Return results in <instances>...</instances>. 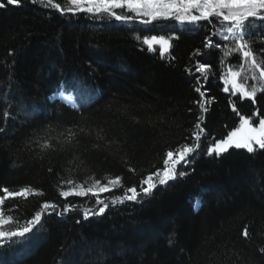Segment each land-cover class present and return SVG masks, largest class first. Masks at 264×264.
I'll list each match as a JSON object with an SVG mask.
<instances>
[{"label":"trees","instance_id":"trees-1","mask_svg":"<svg viewBox=\"0 0 264 264\" xmlns=\"http://www.w3.org/2000/svg\"><path fill=\"white\" fill-rule=\"evenodd\" d=\"M0 2L6 4L0 8V189L44 193L8 199L4 207L15 206L6 214L22 225L43 203L58 205L42 215L43 226L27 243L0 246V264H264V149L207 153L238 127L240 115L264 117L260 70L239 54L225 56L234 41L223 40L224 27L73 14L66 0H53L61 10L46 0ZM151 36L170 39L169 51L162 56L158 44L148 51L143 39ZM252 39L264 59V35ZM210 40L219 47H205ZM204 62L206 79L197 70ZM241 64L239 80L258 89L255 102L225 84L228 69ZM65 82L76 108L50 99ZM68 128L84 131L67 144L61 133ZM46 140L54 147L42 149ZM197 144L177 165L184 176L165 185L154 178L151 195L112 203L124 188L140 192L169 150ZM116 176L123 187L100 194L108 204L101 215L95 213L103 205L91 193L59 195L71 187L67 179L88 187L93 178L106 183ZM65 204L76 207L61 215ZM87 208L93 214L84 219Z\"/></svg>","mask_w":264,"mask_h":264},{"label":"snow or ice","instance_id":"snow-or-ice-1","mask_svg":"<svg viewBox=\"0 0 264 264\" xmlns=\"http://www.w3.org/2000/svg\"><path fill=\"white\" fill-rule=\"evenodd\" d=\"M20 2L21 0H6L7 5H19ZM66 2L69 6L65 10L73 14L87 13L94 17L107 16L121 22H131L133 19H140L141 23L150 24L153 21L162 19H175L181 24L196 25L201 22H207L215 26L219 23L224 27V32L219 33L223 40L232 39L234 41V47L226 51L225 56L239 54L238 59L242 58L244 64L249 65L251 69H259L260 78L264 80V59L257 55L254 49L255 41L252 39L256 34L264 35V0H66ZM41 3H45V0H41ZM46 5H52L54 8L61 10V4H54L53 0H46ZM5 7L6 4L0 2V8ZM117 10L123 11L118 12ZM137 38L139 39V37ZM143 43L147 45L148 51H153L154 45H160V54L162 56L172 46L170 39H166L164 36L144 37ZM205 47H219V43L213 44L210 40ZM260 51L264 52V48L260 49ZM197 70L206 79L210 70L208 62L200 63ZM243 71V64L239 66L238 71L230 67L225 78V84L231 83L233 94L240 93V99L248 98L255 102L258 89L252 87L249 90L244 83L238 82V78L241 77ZM255 78V76L252 77V79ZM195 90L200 92L203 97L204 93L201 92L199 87ZM224 91H229L227 86ZM260 91H264V86L260 88ZM65 92H68L66 82L63 87L58 88V92L54 93V95H60L62 100L71 104L73 108L78 107L72 94L68 92L65 95ZM200 108L205 112L207 111L203 102L200 103ZM233 111H236L235 105L233 106ZM5 115L7 116L8 113H5ZM259 115V111L254 113L253 116L240 115L239 127L229 132L226 138L215 140L214 145L207 148L208 155L214 153L216 156H220L232 147L246 149L248 153H253L257 146L259 149H264V118H259L258 122L253 119L254 116ZM48 127L51 126L49 125ZM196 127L199 128L200 125L197 124ZM4 131V128H0V132ZM83 131V128H80L79 131L68 128L66 129V134L61 133V135L64 136L65 143L71 144ZM202 131L203 129H201ZM199 138V134H197V141H199ZM40 147L42 149H51L54 146L49 140H46ZM196 147H199V144L196 146L183 145L175 153L169 150L163 160V168L149 174L146 179L141 181L140 192L137 191L135 186L124 188V194L115 196L112 203H123L125 200L136 201L141 193L144 196L151 195L153 189L157 187V181L154 178H158L160 185H165L168 181L176 179L178 175L184 176L186 173L183 171L178 172L177 165L185 162L186 158L195 151ZM63 183L71 186L67 190L61 189L59 192V195L65 199L72 196L86 197L90 193L96 197L95 203L103 206L99 208L95 215L103 214L108 207V204L100 198V193L110 192L114 188L123 187L119 176L107 179L106 183H102L100 179L93 178V183L88 187H84L83 183H75L73 179H67ZM0 191L3 193L0 195V246L7 244L9 248H12L17 243H27L36 234L34 229L39 231V228L43 226L42 215L48 210L55 211L58 207L55 203L45 202L41 206L40 211H36L30 219H26V222L20 225L18 224L19 218L6 214V212L15 210V206H13V209H6L4 207L6 201L15 198L27 200L30 196H43L44 193L31 186L21 187L18 190H12L5 186ZM198 203L199 201H197ZM75 207V205L65 204L60 214L63 215ZM92 214L93 212L90 208L85 209L83 212L84 219H88ZM242 235L246 239L251 238L247 227H245ZM168 243L170 245L173 243L171 237ZM260 250L264 252V248Z\"/></svg>","mask_w":264,"mask_h":264},{"label":"bare ground","instance_id":"bare-ground-1","mask_svg":"<svg viewBox=\"0 0 264 264\" xmlns=\"http://www.w3.org/2000/svg\"><path fill=\"white\" fill-rule=\"evenodd\" d=\"M58 92V90H56L55 92H53V94L50 96V97H52V98H57V97H61L60 95H54V93H57Z\"/></svg>","mask_w":264,"mask_h":264},{"label":"rangeland","instance_id":"rangeland-1","mask_svg":"<svg viewBox=\"0 0 264 264\" xmlns=\"http://www.w3.org/2000/svg\"><path fill=\"white\" fill-rule=\"evenodd\" d=\"M223 38V37H222ZM252 72V71H251ZM238 82H240V80H239V78H238ZM244 83V82H243ZM229 85H230V87L233 89V86H232V84L231 83H228ZM245 84V83H244ZM264 118V117H263ZM255 120V119H254ZM238 127H239V125H238ZM258 147V146H257ZM233 148V147H232ZM235 148V147H234ZM230 149V148H229ZM100 194H102V193H100Z\"/></svg>","mask_w":264,"mask_h":264}]
</instances>
